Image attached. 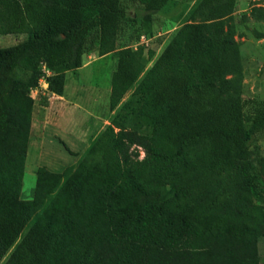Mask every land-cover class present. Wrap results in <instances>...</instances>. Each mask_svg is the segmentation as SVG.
<instances>
[{"label":"trees","instance_id":"1","mask_svg":"<svg viewBox=\"0 0 264 264\" xmlns=\"http://www.w3.org/2000/svg\"><path fill=\"white\" fill-rule=\"evenodd\" d=\"M129 1L143 5L146 31L167 2ZM235 3L199 0L200 20L179 27L147 67L153 50L116 48L122 0H0V30L26 34L0 47L2 264H259L264 193L249 140L264 130V108L245 113L229 89L239 50L225 19ZM96 45L115 57L117 110L71 173L38 166L33 197L21 199L29 87L44 63L51 74L37 103L48 106Z\"/></svg>","mask_w":264,"mask_h":264},{"label":"rangeland","instance_id":"2","mask_svg":"<svg viewBox=\"0 0 264 264\" xmlns=\"http://www.w3.org/2000/svg\"><path fill=\"white\" fill-rule=\"evenodd\" d=\"M198 1L167 0L153 14L151 29L146 31L142 25L145 13L143 5L122 0L126 17L117 34L116 48L137 47L140 36L144 34L147 38L145 52L149 49L154 51L147 63L149 67L179 27L200 20L194 13ZM225 25L239 50V70L228 76L231 80L229 89L241 96L244 112L249 114L264 108V0H236L234 10L225 19ZM25 38V33L0 30V47ZM115 64L112 53L98 54L97 45L84 52L81 66L66 72L62 95L51 94L50 104L46 107L37 103L39 95L43 93L40 85L44 86L45 83L38 81L29 87L34 102L21 199L33 197L38 166L44 165L67 176L86 157L92 143L109 124L117 110L109 108L110 79ZM12 73L23 80L29 76L21 67H16ZM129 93L125 94L124 99ZM249 145L255 190L264 193V179L260 172L264 157V130L252 133ZM257 251L259 264H264V232L257 238Z\"/></svg>","mask_w":264,"mask_h":264},{"label":"built area","instance_id":"3","mask_svg":"<svg viewBox=\"0 0 264 264\" xmlns=\"http://www.w3.org/2000/svg\"><path fill=\"white\" fill-rule=\"evenodd\" d=\"M147 44V38H145V35L142 34L140 36V40H139V43H138V46L139 45H142L143 47L146 46ZM136 48V47H134ZM41 70H42V74L39 78V81L42 83H45V85H40L41 88H43V92L45 91V89L47 88L48 86V82H47V77L51 74V71L50 69L43 63L42 66H41ZM36 90V89H35ZM42 90V89H41ZM32 94V93H31ZM143 154V153H142Z\"/></svg>","mask_w":264,"mask_h":264}]
</instances>
